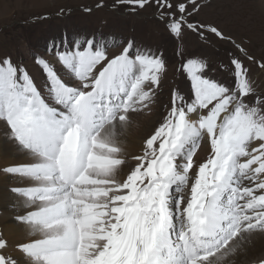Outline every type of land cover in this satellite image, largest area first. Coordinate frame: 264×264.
Returning a JSON list of instances; mask_svg holds the SVG:
<instances>
[{
	"label": "snow or ice",
	"instance_id": "obj_1",
	"mask_svg": "<svg viewBox=\"0 0 264 264\" xmlns=\"http://www.w3.org/2000/svg\"><path fill=\"white\" fill-rule=\"evenodd\" d=\"M120 5L135 6L133 14L137 8L152 9L153 16L176 37L185 30L202 38L208 33L228 39L235 48L234 52L227 50L231 53V85L208 75L206 62L195 58L182 62L191 95L186 98L179 91L172 92L170 109L146 139L143 155L135 157L136 167L125 185L134 190L127 197L134 206L117 209L127 216L123 227L132 225L137 244V259L122 264H199L200 260L208 264L217 251L224 252L230 264H243L240 258L248 248L258 238L264 240V93L251 86L249 69L241 57L257 61L242 43L226 38L215 25L193 22L201 7L197 0H120ZM51 47L56 49L51 60L32 53L46 74V92L38 89L26 67L14 64L10 57L0 59V119L6 121L7 131L19 144L27 147L31 142H43L53 151V158L56 154L62 157L66 172L72 173L99 121L109 119L123 126L138 107L155 102L165 61L152 50L135 48L132 41L109 56L94 35L72 42L71 47L67 42ZM259 66L264 69V63ZM72 81H79V87ZM201 140L210 144L211 155L197 167L193 156ZM32 167H0V173L21 178L7 189L10 193L19 195L31 189L23 182L29 178L23 169ZM237 173L251 182L240 197L247 194V200L237 204L229 197L222 205L221 195L233 185ZM193 174L188 203L182 209L174 207L173 203H183L178 193ZM181 211L189 222L188 231L179 236L182 254L168 231ZM229 218L227 228L221 227L219 222ZM217 231L220 247L203 252L199 237L215 236ZM6 247L7 241L0 242V264H16L3 254ZM16 248L35 255L31 242L18 243ZM161 248L168 249L167 259L160 257ZM145 249L147 258L140 261ZM253 264H264V257Z\"/></svg>",
	"mask_w": 264,
	"mask_h": 264
},
{
	"label": "rangeland",
	"instance_id": "obj_2",
	"mask_svg": "<svg viewBox=\"0 0 264 264\" xmlns=\"http://www.w3.org/2000/svg\"><path fill=\"white\" fill-rule=\"evenodd\" d=\"M197 2L201 7L193 22L215 25L224 33L226 38L231 37L233 40L242 43L248 49L249 54L257 61L252 63L241 57L245 66L249 69L248 79L250 84L256 92L264 93V69L259 66L260 63H264V59H262L264 58V0H197ZM113 5H117V7L114 8ZM133 7L135 6L120 5V0H0V59L10 57L14 64L26 67L38 89L46 92V85L48 84L46 74L42 72L41 66L35 63L32 53L51 60L56 51L55 48L51 47L53 44L59 45L62 42H67L68 46L71 47L72 42L83 41L85 38H92L94 35L98 46L104 49L109 56L121 52L129 41L134 42L135 48L152 50L154 54L161 56L165 61V70L161 74L159 92L155 102L147 107H138L129 114L136 121H148L147 127L142 128L138 138L143 146V151L137 153V156H140L143 155L146 139L159 126V123L162 122L170 109L172 92L179 91L186 98L191 95L190 80L182 69V62L189 58L206 62L210 69L208 75L222 83L231 85L232 73L228 70V59L231 53L227 50L232 49L234 52L235 48L228 39L219 40L208 33H204L206 38H202L193 31L185 30L181 36L176 37L170 34L165 25L153 16L152 9L144 8L141 10L137 8L133 14ZM85 9H90V11H85ZM57 69L60 70L59 66H57ZM61 74L64 75L63 72ZM72 83L79 87V81H72ZM48 103L51 104L52 101L49 100ZM106 121L98 122V126L91 130L87 150H82L84 166L80 176L86 172V164L91 158L92 151H95L96 147L101 148L105 144L102 132L107 125L111 124V122L106 124ZM131 123L133 122L129 119V124ZM0 128L7 130L6 121L3 119H0ZM7 133L8 138H11L18 147L26 150L32 148L29 151L30 157L39 156L42 159L46 157L52 164V170L59 171V166L64 162L62 157L56 154L53 158V152L49 154L50 151L45 153L48 147L44 148L45 144L43 142L35 147H29V145L25 147L13 138L11 132ZM118 150L122 152L120 147L109 146L108 153L111 151L114 155L109 158L106 157V159L111 162L108 165L109 167L114 168L122 165L123 169L128 170L125 181L124 178L122 179L123 183L127 185L128 177L136 167V160L135 157H126ZM210 155V144L206 140H201L193 156L196 166L198 167L200 163L206 162ZM115 161L120 162L116 163ZM34 166L38 168L37 172L35 171V177L37 178L42 177L44 175L43 169L48 167L45 165ZM112 171L109 172L110 174L107 173V175L102 176L104 183L100 182V185L106 187L105 189L104 187H102L103 189L99 188V196L96 201L99 204L97 208L102 210L98 214L101 216V223H107L106 227L113 230L110 239L115 238V236L122 237L123 233H119L115 229L117 227L124 229L123 223L127 222V216L118 212L117 209H128L134 206L133 200L126 203L127 197L131 196L134 190L131 187L125 189V186L118 182V179L114 176V171ZM2 175L4 174L0 173V177ZM7 177H10V175ZM194 179L193 174L178 193L184 204L173 203L175 196L173 201H170L174 207L178 206L182 209L188 203ZM245 180L247 179L243 175L237 173L233 185L221 195L220 203L223 205L229 197L235 201L237 198L240 199ZM97 185H99V182ZM144 186L143 184L139 185L141 190ZM233 187L235 191L232 190ZM120 189L123 191L122 193L119 191ZM244 199L240 200L241 204H243ZM49 223H53V221L40 223V226L42 229L45 228L47 232H52L58 225L52 227L48 225ZM219 223L221 227L227 228L231 223V219L221 220ZM44 224L45 226H43ZM108 224H110V227H108ZM173 225V228L168 229L170 237L179 241L180 234L187 232L189 228V222L182 211L175 217ZM45 236L44 234L43 239H47ZM220 236V232L217 231L215 236L208 234L203 235L202 238L206 240L205 243H208L210 249L216 250L220 247L217 242ZM1 237H3V232L0 230ZM257 240L254 243L255 245L249 247V249L255 251L254 258L256 259L254 261L264 257V240L259 238ZM25 242H31V251L35 253V255H26L28 259L42 258L50 254L48 249L41 250L38 253L40 250L39 244L43 242L35 243L33 240H26ZM48 248L54 247L50 245ZM57 248L65 254H69L70 251V254H72L73 251H76L77 245L70 247L69 250L65 247L61 248V246ZM212 251L207 250V253ZM8 253L5 256H10L9 251ZM217 253L221 252L217 251ZM216 257L213 259H217V264L226 263L227 257L225 254L222 257ZM72 263L74 264V261Z\"/></svg>",
	"mask_w": 264,
	"mask_h": 264
},
{
	"label": "bare ground",
	"instance_id": "obj_3",
	"mask_svg": "<svg viewBox=\"0 0 264 264\" xmlns=\"http://www.w3.org/2000/svg\"><path fill=\"white\" fill-rule=\"evenodd\" d=\"M129 119L133 123L129 124ZM129 119L123 126H120L118 121L113 124L109 119H104L105 121L107 120L106 124L111 122L102 132L105 144L101 148L94 147L95 151H92L91 158L86 164V172L82 176H80V172L84 166L83 151L80 152L79 164L74 172H66L64 162L59 166V171L52 170L50 160L46 159V157H44L46 160L39 158V156L30 157L29 151L32 148H27L26 150L18 147L11 138H8V131L4 129L5 127L3 129L0 128V167L15 164L48 166L43 169L44 175L40 178L35 177V171L37 172L38 170L35 166L23 169L29 174V178L23 182L30 184L31 189L23 191L19 195H13L7 189L20 183L21 178L15 176L7 177L6 175L0 177V226L2 227L0 230L3 232L0 242L7 241L6 249L3 248L4 255L9 254V251V257L15 260L16 264H73L72 261H74V264H122L124 260L132 261L137 259V244L132 232V225L129 224L127 229L117 227L115 230L123 233L122 237L115 236V238L110 239V234L113 235V230L106 227L107 223H101V216L98 214L102 210L97 208L99 204L96 202L99 196V188L104 187V185H100V182L104 181H102L103 175H107L113 170L114 176L122 186H125L122 179L124 178L125 181L128 176V170L126 168L123 169L122 165L114 168L108 166L111 162L106 157L109 158L114 155L111 151L108 153L107 149L109 146L120 147L122 152L118 151L126 155V157L131 156V158L136 157L138 152L143 151V146L138 138L142 128L147 127L148 121H136L132 115H129ZM102 121L99 122L101 123ZM39 144L40 142H31L29 147H35ZM44 148H47L46 145ZM48 152L50 154L53 151L48 148L45 153ZM48 168L49 170L47 171ZM98 182L99 185H97ZM244 182L243 189L251 184L249 180ZM121 189L119 191L122 193ZM36 195L40 196L36 198ZM243 199V203H245L247 194H243ZM240 200L242 199L237 198L236 203L241 204ZM131 201L127 199L126 203ZM50 221H53V223H49V226H58L52 232H47L45 228L42 229L40 223ZM108 227H110V224H108ZM41 234L43 235L41 236ZM44 234L47 239H43ZM26 240H33L35 243L43 242L39 244L40 250L38 253L41 250L48 249L50 254L42 258H26V254L16 248L18 243H26ZM170 240L172 244L177 245L182 254V245L178 244L177 240L171 239V237ZM199 240L201 242L200 249L204 252L214 250L209 248L208 243H205L206 240L202 236L199 237ZM73 244L77 245V249L76 251L72 250V254H70L71 251L69 254H65L57 248L61 246V248L65 247L69 250L70 247L74 246ZM50 245L54 248H48ZM255 250L257 249L255 248ZM144 252L145 254L139 257L140 261L147 258V250L145 249ZM224 254V252L217 253L216 258L222 257ZM160 257L168 258L167 248H161ZM254 257L255 251L248 248L247 253L240 259L243 264H251L256 259ZM216 261L217 259H210L208 264H217ZM199 264H205L204 260H200ZM224 264H230V258H227Z\"/></svg>",
	"mask_w": 264,
	"mask_h": 264
}]
</instances>
